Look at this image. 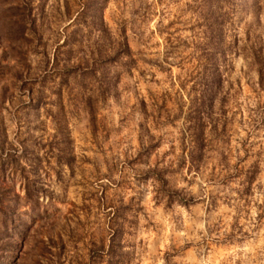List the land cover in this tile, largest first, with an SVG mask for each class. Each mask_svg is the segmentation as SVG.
Returning a JSON list of instances; mask_svg holds the SVG:
<instances>
[{"label": "rangeland", "instance_id": "obj_1", "mask_svg": "<svg viewBox=\"0 0 264 264\" xmlns=\"http://www.w3.org/2000/svg\"><path fill=\"white\" fill-rule=\"evenodd\" d=\"M0 264H264V0H0Z\"/></svg>", "mask_w": 264, "mask_h": 264}]
</instances>
